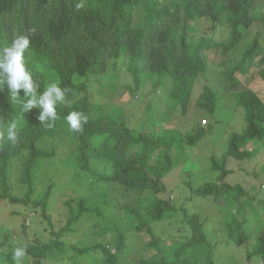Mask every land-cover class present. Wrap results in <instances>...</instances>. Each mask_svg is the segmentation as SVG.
Wrapping results in <instances>:
<instances>
[{
	"label": "trees",
	"instance_id": "16d2710c",
	"mask_svg": "<svg viewBox=\"0 0 264 264\" xmlns=\"http://www.w3.org/2000/svg\"><path fill=\"white\" fill-rule=\"evenodd\" d=\"M218 50L244 127L206 175L192 150L209 140L224 90L208 80L193 96ZM146 82L162 90V106L140 92ZM174 112L188 114L184 132L163 125ZM263 145L264 0H0L2 264H121L145 249L154 253L138 264H228L236 248L244 264H264V172L252 170L251 193L227 167L264 158ZM58 148L83 190L49 213L53 184L39 199L35 187ZM82 217L95 242L61 240Z\"/></svg>",
	"mask_w": 264,
	"mask_h": 264
},
{
	"label": "rangeland",
	"instance_id": "374dc122",
	"mask_svg": "<svg viewBox=\"0 0 264 264\" xmlns=\"http://www.w3.org/2000/svg\"><path fill=\"white\" fill-rule=\"evenodd\" d=\"M209 57V64H208V73L205 76H201L198 80L199 82L195 84L194 89V96H198V91L201 88V85L203 83H207L208 80L213 81L211 83L212 85L214 82H217V89L224 90V92L219 93L218 103H217V111L215 113V118L217 119V123L213 126V131L211 132L210 136L208 137L209 140H204L206 143L202 146L204 149L196 147L192 150V154L195 155L196 152H199V156H201V159L199 162L203 165V167L200 169L199 167H195L191 163H187L185 166L186 170H195V168L200 169L201 173L208 174L206 172L207 165L206 163L209 160V157L213 155L214 157L218 158V155L221 154L226 149V141L228 140L230 133L232 131H236L238 133L242 132L244 127V122L242 120V110L239 108V106L236 105L235 101L231 97V94L229 91H227L226 87H224V84H222V76L219 74V71H222L225 66L219 65L220 60L222 59L220 51L217 52L210 51L208 52ZM121 82H129L131 81L128 74H122ZM216 86V85H215ZM154 88H152V85L150 82H146L142 87L141 91L143 94H147V97L145 96L146 100H151L152 104L156 105L159 104L160 106L163 105V102L161 101L162 97V90L153 91ZM90 93L92 92L94 94L93 88H88ZM153 93V94H152ZM95 95V94H94ZM127 98L126 93L123 95H120L119 97H115V100L122 101ZM195 99V98H192ZM144 103L139 102L137 105L134 104L132 106L134 117L138 118L140 117V113L142 111ZM201 113V111L199 112ZM188 115V114H187ZM181 115L179 112H174V114L170 117V119L163 123V125H170L178 126V128L181 129V132H184L185 127L183 126L185 122V117L187 116ZM136 120L134 118L131 120V123H135ZM208 123V119H207ZM145 124V123H144ZM161 124V123H160ZM146 129V127H145ZM150 131V130H149ZM159 129L155 128L154 132H158ZM153 132V131H151ZM59 138L55 139H47L46 142L52 141L53 145L57 142ZM203 141V140H202ZM208 143L210 145L208 146ZM63 146V144H61ZM60 145V146H61ZM198 148V149H197ZM207 148V149H205ZM262 154H264V145L261 147ZM66 152L62 151V149H57V154L49 156L47 159H43L39 165V174H38V182L35 187L36 192V198L39 199L42 193L44 192V189L50 184H53L52 192L48 200V206H47V212L52 213V211L56 212L58 209H61V206H63V203L69 199V197L73 196V194L80 193L83 189L81 184H79V180L76 179L74 176H72V167H70V163L66 161L65 156H67ZM196 157V156H195ZM264 157V155L262 156ZM264 158H258L256 161H242L240 163L236 161H231L228 163L227 167L232 169L234 171L233 174L228 175L231 177V181L238 180L242 182L247 189L253 192V183L255 184L256 179L252 176V170L255 169V171H258L259 173L264 172ZM198 160V159H197ZM248 171L249 173L244 172ZM201 173H198V176L201 178ZM179 172L176 171L169 179V188L168 190H174L172 191V196H179L180 190L178 189V184H181V178L178 176ZM40 179V180H39ZM263 191V190H262ZM262 197V194L257 195L255 200H253V203H256L258 199ZM209 208H212V205L209 206ZM65 211V210H64ZM53 212V213H54ZM32 212H29V215H32ZM63 216H66V213L63 214ZM88 220H90L88 217H82L77 222V231L74 235H70L68 232L64 233V235L61 237V240H63L66 243H76L79 246H86L87 244H92L97 239L95 234L93 235L90 231H87L88 224L90 223ZM66 221V220H65ZM165 224V223H163ZM257 235L264 237V228L259 229L256 232ZM76 235V236H75ZM253 242V241H252ZM219 252H224V248H220ZM127 250L125 253L129 252ZM226 251H229L226 249ZM225 251V252H226ZM154 253V250L145 249L140 251L133 250L127 254V256L124 258V261L121 264H138V257L141 255L144 256H150ZM234 255L235 259H229V263L231 264H244L248 263V260H246L245 255V249L239 248L234 249V252L231 253ZM73 253L70 251L69 257H72ZM2 259V258H1ZM86 259V260H85ZM84 260L80 262H87L90 261V257L87 256ZM228 263V264H229ZM0 264L2 262L0 261ZM61 264V263H57ZM227 264V263H226ZM253 264H258L257 262L253 261Z\"/></svg>",
	"mask_w": 264,
	"mask_h": 264
}]
</instances>
